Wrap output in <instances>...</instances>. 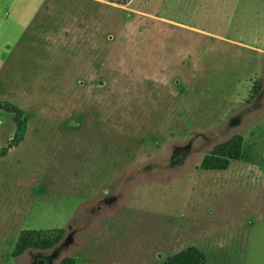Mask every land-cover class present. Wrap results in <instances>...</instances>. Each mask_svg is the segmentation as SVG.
<instances>
[{
    "label": "rangeland",
    "instance_id": "374dc122",
    "mask_svg": "<svg viewBox=\"0 0 264 264\" xmlns=\"http://www.w3.org/2000/svg\"><path fill=\"white\" fill-rule=\"evenodd\" d=\"M0 101V264H264V0H0Z\"/></svg>",
    "mask_w": 264,
    "mask_h": 264
},
{
    "label": "trees",
    "instance_id": "16d2710c",
    "mask_svg": "<svg viewBox=\"0 0 264 264\" xmlns=\"http://www.w3.org/2000/svg\"><path fill=\"white\" fill-rule=\"evenodd\" d=\"M260 85L256 88V91ZM0 109H6L13 112L14 119L18 125V130L25 128L26 119L23 118V109L10 101H0ZM20 139L14 137L4 148L7 152L10 148L17 146ZM244 150V136L235 134L226 141L217 143L203 158L202 167L204 169H227L232 161L242 157ZM65 228H27L23 229L13 250V255L18 256L29 248H51L57 245L65 236ZM59 264H76V259L71 256H65ZM164 264H207L206 253L195 245H190L174 254L169 255Z\"/></svg>",
    "mask_w": 264,
    "mask_h": 264
},
{
    "label": "crops",
    "instance_id": "0c3cea01",
    "mask_svg": "<svg viewBox=\"0 0 264 264\" xmlns=\"http://www.w3.org/2000/svg\"><path fill=\"white\" fill-rule=\"evenodd\" d=\"M40 5H42V4H40L38 2H26L25 3V7H31V8L41 7ZM7 8H9V7H7Z\"/></svg>",
    "mask_w": 264,
    "mask_h": 264
},
{
    "label": "water",
    "instance_id": "95a60500",
    "mask_svg": "<svg viewBox=\"0 0 264 264\" xmlns=\"http://www.w3.org/2000/svg\"><path fill=\"white\" fill-rule=\"evenodd\" d=\"M161 255V254H160Z\"/></svg>",
    "mask_w": 264,
    "mask_h": 264
}]
</instances>
